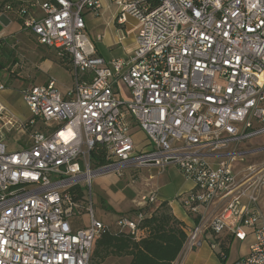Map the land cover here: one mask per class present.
Returning <instances> with one entry per match:
<instances>
[{
    "label": "built area",
    "instance_id": "obj_1",
    "mask_svg": "<svg viewBox=\"0 0 264 264\" xmlns=\"http://www.w3.org/2000/svg\"><path fill=\"white\" fill-rule=\"evenodd\" d=\"M114 21L137 20L129 59L107 60L87 33L85 13L102 0H11L0 8L17 18L38 43L71 65L64 95L54 79L23 90L32 117L19 122L0 103V264H91L96 239L110 226L95 216L80 225L78 188L124 168L176 165L193 188L181 204L194 219L172 264L208 232L229 230L254 242L232 264H264V0H108ZM4 34H0V48ZM127 89V94L123 88ZM6 85L0 77V92ZM149 138L140 150L129 119ZM28 130L27 147L12 150L5 134ZM105 147V163L92 153ZM254 147H251L253 146ZM244 164V165H243ZM158 202L141 197L135 217L117 227L135 234ZM225 254H222L224 259Z\"/></svg>",
    "mask_w": 264,
    "mask_h": 264
},
{
    "label": "rangeland",
    "instance_id": "obj_2",
    "mask_svg": "<svg viewBox=\"0 0 264 264\" xmlns=\"http://www.w3.org/2000/svg\"><path fill=\"white\" fill-rule=\"evenodd\" d=\"M114 14V8L111 10L104 8L98 13L88 11L85 14L89 38L96 47L97 52L105 59H110L115 55L123 57V54H126L135 44V38L139 32L138 22L134 18H129L127 24V29H131L129 34L125 35L124 30L119 31L118 25L114 21ZM12 19L13 21L10 23L1 19L0 24V34L11 35L3 41L0 48V77L6 85V89L0 92V103L14 113L19 122H25L32 117V114L23 99V90L32 85L46 83L49 78H52L56 81L60 91L64 93L73 87V77L70 72L71 65L67 59L61 58L54 48L39 44L33 34L24 30L21 23L19 24L14 18ZM99 33L105 34L103 43L97 40ZM118 38H123L121 44L116 46L114 52H111L106 44L117 41ZM122 88L124 93L127 94V89L124 86ZM129 122L130 134L133 136L137 147L143 151L150 150L151 147L146 146L149 138L145 132L140 129V126L132 118L129 119ZM4 141L10 149L18 150L28 146L30 134L28 130L15 129L12 133L5 134ZM255 141L259 145L264 144V138L253 139L252 143ZM251 147H254V145ZM262 159H264V155L259 158L254 155L248 160L246 159L244 164L260 163L263 161ZM151 168L152 171L155 169V167ZM141 171V167L132 166L124 168L121 174L118 172L101 174L93 178L91 186L86 187V194L90 199L87 204L91 201L95 216L108 224L113 230L117 228V221L120 217L133 218L136 216L137 209L134 208L135 206L138 208L137 203L139 204L141 197L147 194L145 192L149 188L145 187L142 179L147 178L148 173L144 170L140 178ZM116 185L122 189L125 196L122 199L125 201L123 212L118 209L120 208V204H118L120 195L116 194L118 189L115 188ZM83 203H81L83 208L81 209L85 210L84 221L86 225L89 223V215ZM259 206L264 214V192L260 195ZM156 208L155 204L144 205L143 210L150 216ZM253 242L254 237L250 232L245 239L234 238L229 244L230 257L234 259L244 256ZM121 258L123 259L111 256L100 262L98 258L93 257L91 264H126V261H122L125 257Z\"/></svg>",
    "mask_w": 264,
    "mask_h": 264
},
{
    "label": "trees",
    "instance_id": "obj_3",
    "mask_svg": "<svg viewBox=\"0 0 264 264\" xmlns=\"http://www.w3.org/2000/svg\"><path fill=\"white\" fill-rule=\"evenodd\" d=\"M10 1L0 0V8ZM105 154V147L97 145L92 153L95 166L105 163ZM76 199L84 202V208L87 206L83 188H78ZM82 209L80 225L84 224L85 210ZM186 238L185 223L174 215L170 204L164 201L141 221L135 234L121 231L118 227L102 233L95 241L92 258L103 262L111 256L129 257V264H172L180 255Z\"/></svg>",
    "mask_w": 264,
    "mask_h": 264
},
{
    "label": "crops",
    "instance_id": "obj_4",
    "mask_svg": "<svg viewBox=\"0 0 264 264\" xmlns=\"http://www.w3.org/2000/svg\"><path fill=\"white\" fill-rule=\"evenodd\" d=\"M25 1L29 2V0H25ZM102 1H103V6H104L103 9L104 8L108 10L112 9L109 6L108 0H102ZM12 18H14L15 21L19 22L18 20H16L17 18H15L12 15L2 17V19L7 23H10L11 21H13ZM118 29L119 31L124 30L125 35L131 32V29H127V26H121V27L118 26ZM118 29L116 30V32L118 31ZM87 33H88V25H87ZM104 36L105 34L99 33L97 35V40L103 43ZM9 37H11L10 34H6V33L4 34V40H7ZM121 39L123 38H118L117 41L107 43L106 47H108V49L111 52H114V49L116 48V46L121 44ZM134 49H135V44L129 51H127L126 54L125 53L123 54L124 55L123 57H117L119 55H115L114 57H111L110 59H107V60H111L115 58L129 59L132 57ZM97 54L102 56L98 52ZM66 92L64 93L62 92V93L65 95ZM151 169H152L151 167L142 168V171L139 174L141 178L144 170H146V172L148 173V177L145 179H142L144 180L143 184L145 185V187L149 188L148 190H146L145 193H148L151 190H156L158 194V202L155 205L158 207L160 203L164 201L168 202L172 208L174 215L178 219L183 221L186 226H192L194 223V219L191 218L186 212V210L184 209L183 205L181 204L180 197L182 194L190 191L193 188V183L187 180L183 176V174L180 172L179 168L174 164H170L166 166L162 171L157 167H155L154 169L155 171L153 170L154 172ZM115 188H118V186L116 185ZM116 194L120 195V200L118 201V204H120V208L118 209L120 210V212H123L125 209L123 207V204L125 201L122 200L125 197L124 193L122 189L118 188ZM136 207L137 206H135L134 209H137ZM234 238L236 237H234V235L229 230L224 231L223 233H220V234H215L213 232L206 233L205 236L202 238L201 244L196 246L193 250L188 252V254L185 256L183 260V264H232L236 260L246 256L249 253V250H247L244 256L242 257L239 256V257L232 259L230 257L229 244ZM222 254H225L224 259L222 258ZM120 259H123V258H120ZM122 261H126V264H129L130 258L125 257L124 260Z\"/></svg>",
    "mask_w": 264,
    "mask_h": 264
},
{
    "label": "water",
    "instance_id": "obj_5",
    "mask_svg": "<svg viewBox=\"0 0 264 264\" xmlns=\"http://www.w3.org/2000/svg\"><path fill=\"white\" fill-rule=\"evenodd\" d=\"M105 173V172H104ZM104 173H102V174H104Z\"/></svg>",
    "mask_w": 264,
    "mask_h": 264
}]
</instances>
